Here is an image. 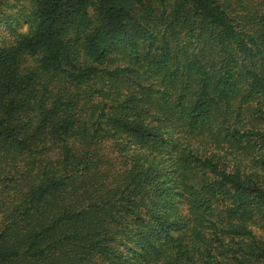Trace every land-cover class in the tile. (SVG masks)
I'll use <instances>...</instances> for the list:
<instances>
[{"label": "trees", "instance_id": "16d2710c", "mask_svg": "<svg viewBox=\"0 0 264 264\" xmlns=\"http://www.w3.org/2000/svg\"><path fill=\"white\" fill-rule=\"evenodd\" d=\"M0 264H264V0H0Z\"/></svg>", "mask_w": 264, "mask_h": 264}, {"label": "rangeland", "instance_id": "374dc122", "mask_svg": "<svg viewBox=\"0 0 264 264\" xmlns=\"http://www.w3.org/2000/svg\"><path fill=\"white\" fill-rule=\"evenodd\" d=\"M8 30H6L5 28H0V38L8 35Z\"/></svg>", "mask_w": 264, "mask_h": 264}]
</instances>
